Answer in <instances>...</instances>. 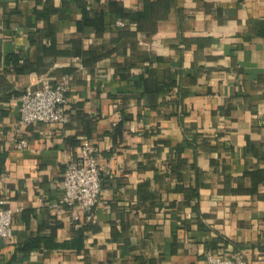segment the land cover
I'll return each instance as SVG.
<instances>
[{"label":"crops","instance_id":"obj_1","mask_svg":"<svg viewBox=\"0 0 264 264\" xmlns=\"http://www.w3.org/2000/svg\"><path fill=\"white\" fill-rule=\"evenodd\" d=\"M110 1L0 0V192L15 209L0 264H207L209 250L264 264V0H170L167 16L124 50L87 65L44 53L74 40L99 50L118 19L138 24L145 0ZM12 53L47 66L17 72L6 64ZM63 74L69 121L18 133L23 92ZM17 137L28 146H13ZM73 137L94 143L103 176L93 225L75 242L77 209L55 207L66 163L79 156ZM186 138L195 146L177 169L173 146ZM260 171L255 184L250 173ZM181 188L198 196L188 203Z\"/></svg>","mask_w":264,"mask_h":264},{"label":"built area","instance_id":"obj_2","mask_svg":"<svg viewBox=\"0 0 264 264\" xmlns=\"http://www.w3.org/2000/svg\"><path fill=\"white\" fill-rule=\"evenodd\" d=\"M125 24L123 19H118V26ZM69 78V74H63L53 80L45 78L36 87L23 92L19 101L18 133L23 127L34 123L52 125L69 121L70 118L66 113ZM28 144L25 137H17L13 146L22 149ZM96 150L90 139L82 140L79 158L69 160L63 172L62 193L55 207L66 205L77 209L72 215L75 227L83 225L84 220L94 218V209L103 185L102 169L95 158ZM5 180L6 175H0V191ZM14 214L15 209L7 206L6 199L0 197V239L15 236ZM206 261L207 264H250L241 251L231 255H219L214 250H209Z\"/></svg>","mask_w":264,"mask_h":264},{"label":"trees","instance_id":"obj_3","mask_svg":"<svg viewBox=\"0 0 264 264\" xmlns=\"http://www.w3.org/2000/svg\"><path fill=\"white\" fill-rule=\"evenodd\" d=\"M114 2L113 0L110 1V5H112ZM171 6V1L170 0H157L155 2H149L148 0H145V3L143 5V8L141 10L138 11V24L136 26H131L129 24H125L124 26H117L116 27V36L112 38V41L109 44H106L104 46H102L101 49H91V48H84L83 45L81 44L80 40H74L72 43V47H71V52L70 50H57L54 49L53 47H46L44 48V53L45 54H69L72 53L74 56L78 57L81 59V62L84 65L90 64V62L96 60L97 58L102 57L103 55L106 54H111L113 52L114 49L121 48V46L123 45V41L126 38H134L138 32L145 30V23L146 22H152V20L155 22L156 20L160 19V18H164L167 16V10L169 9V7ZM104 24V23H103ZM102 23L97 27V33L100 34L103 30V25ZM257 32L261 35L264 36V21L261 22V24L259 25V27L257 28ZM123 50H124V46H122ZM121 53H123L122 51H119ZM125 54V53H123ZM22 58V55L20 53H15V54H11L6 58V64L8 66H10L11 68H14L15 71L17 72H21V73H26V72H31V71H40L41 68H45L47 66L46 63H43L42 61H38L37 63L33 64L30 62H25V63H21L20 60ZM75 67L70 68L69 71L74 70ZM125 69L126 66L123 67H119L117 70L118 73L122 74L123 76L125 75ZM176 84V79H173L172 82H170L168 85L170 86L169 89H172ZM184 114V113H183ZM125 118L123 117L121 119V121L118 123L119 125H121L123 122H125ZM207 137V136H206ZM196 140V138H195ZM194 140V141H195ZM71 141L73 142V145H80L81 143L79 140H77L76 138H71ZM190 141V139H184L182 142L177 143L175 146H173L174 149V153L176 156V161H175V167L178 169L181 166L185 165L187 163V159L182 156L184 150L186 147H193L195 146V142ZM163 142V141H162ZM163 143L165 144H169L168 142L164 141ZM250 139H248V143H247V148L245 150V153L247 151H250ZM157 150V154H159L160 151V147H156L155 148ZM79 158V156L77 157ZM174 163V162H173ZM212 163L215 164V161L212 160ZM191 165L195 168L196 165L194 163H191ZM228 167V165H224V169H226ZM198 171V176L201 173L200 169H196ZM262 171L260 172H251V177L253 179V181L255 182V184L259 181L262 180ZM240 187V185H239ZM182 191H184L185 193V197L187 199V202L190 203V200L194 197H197V191L195 189H189V190H183V188H181ZM234 191H240L239 188L235 189ZM250 192H252L253 194L255 193V188H252L251 190H249ZM0 197H4L3 194L0 193ZM7 205V204H6ZM56 225H59L60 223H55ZM93 225V219L92 220H84L83 225H81L80 227H75L74 223H73V230L75 231V238H74V242L75 241H83L84 236L83 233L85 230H88L92 227ZM96 228V227H95ZM53 230H55V227H53ZM223 242H227V239H223V237L221 236L220 239ZM218 241V240H217ZM74 242H72L71 244H67L69 246H73ZM212 249H217L216 244L211 246ZM217 254L221 255L222 253L215 251ZM248 261L250 264H262L263 261L262 259H257V260H252L248 258Z\"/></svg>","mask_w":264,"mask_h":264}]
</instances>
